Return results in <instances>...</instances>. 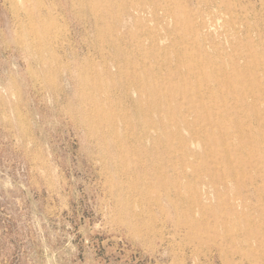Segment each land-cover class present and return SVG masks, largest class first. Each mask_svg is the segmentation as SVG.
<instances>
[{"label":"rangeland","instance_id":"obj_1","mask_svg":"<svg viewBox=\"0 0 264 264\" xmlns=\"http://www.w3.org/2000/svg\"><path fill=\"white\" fill-rule=\"evenodd\" d=\"M151 3L0 0V264H264V0Z\"/></svg>","mask_w":264,"mask_h":264},{"label":"bare ground","instance_id":"obj_2","mask_svg":"<svg viewBox=\"0 0 264 264\" xmlns=\"http://www.w3.org/2000/svg\"><path fill=\"white\" fill-rule=\"evenodd\" d=\"M158 1H161L163 4H166V6H170V5H175L174 7H177V6H180V5H182V4H184L185 3V0H152V3H151V6L149 7V10H147V11H139V10H136V9H133V11L131 12V13H129V14H127L128 15V18H130V19H133L134 21H138V20H140L141 19V17H149V18H154L156 15H159V12H163V9H160L159 8V5L157 4L158 3ZM235 5V4H234ZM226 8V7H225ZM234 10V9H233ZM242 10V9H241ZM233 13H234V11H233ZM244 21H246V20H244ZM224 23V22H223ZM135 26V25H134ZM202 28H204V26L202 27ZM233 30H235V32H236V30L238 31V29H233ZM241 31V30H240ZM212 32V31H211ZM210 32V33H211ZM238 33V32H237ZM226 34V33H225ZM234 34H236V33H234ZM243 34V33H242ZM219 35V34H218ZM138 37V36H137ZM228 39H229V37H227ZM230 40V39H229ZM228 40V41H229ZM229 43V42H228ZM231 45H233L232 43H230ZM230 44H228L229 46H230ZM234 46H235V44H234ZM244 47V46H243ZM234 48V47H233ZM232 48V49H233ZM237 48H238V46H237ZM240 48V47H239ZM240 50V49H239ZM244 50H245V48H244ZM238 50H236V52H237ZM252 51V50H251ZM227 52V51H226ZM229 52V51H228ZM239 52V51H238ZM246 52V51H245ZM253 53V52H252ZM227 54V53H226ZM238 54V53H237ZM245 54H247V52L245 53ZM225 55V54H224ZM236 55V54H235ZM239 55V54H238ZM229 56V55H228ZM233 56H234V54H233ZM240 56V55H239ZM250 56V55H249ZM246 57V56H245ZM228 59V58H227ZM229 60V59H228ZM238 61V62H237ZM225 65L227 66L228 64L227 63H225ZM230 65V64H229ZM231 65L233 66V67H239V60L237 59H235V57H234V59H232V61H231ZM219 66V65H218ZM125 67V66H124ZM215 67H216V65H215ZM229 67H231V66H229ZM218 68V67H217ZM234 69V68H233ZM237 69V68H236ZM239 69V68H238ZM256 71H257V73H259L260 75H259V77L257 78L256 76V78H254L255 79V81H256V83L259 85L258 86V88L260 89L261 88V84H263V82H264V58L262 59V60H260V62L258 63V64H256ZM219 70V69H218ZM238 71V70H237ZM244 74V73H243ZM203 75V74H202ZM245 77H248V76H245ZM228 78L230 79V80H232V79H235V80H241V79H243L244 78V76H241V75H239V74H234L233 76L231 75V76H228ZM228 79V80H229ZM228 80H226V82H228ZM128 81V80H127ZM140 81V80H139ZM201 83V82H200ZM212 89V88H211ZM263 89V88H262ZM253 96V95H252ZM158 97V96H157ZM159 98V97H158ZM197 112V111H196ZM255 121H257L258 122V124H260L261 123V121H262V118H261V116H260V114H257L256 115V118H255ZM171 143V142H170ZM230 205V204H229ZM245 227V226H244ZM251 242V241H250Z\"/></svg>","mask_w":264,"mask_h":264}]
</instances>
